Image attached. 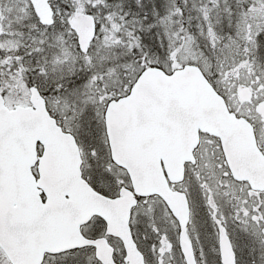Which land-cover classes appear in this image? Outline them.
Wrapping results in <instances>:
<instances>
[{"label": "snow or ice", "instance_id": "obj_1", "mask_svg": "<svg viewBox=\"0 0 264 264\" xmlns=\"http://www.w3.org/2000/svg\"><path fill=\"white\" fill-rule=\"evenodd\" d=\"M0 264H264V0H0Z\"/></svg>", "mask_w": 264, "mask_h": 264}]
</instances>
